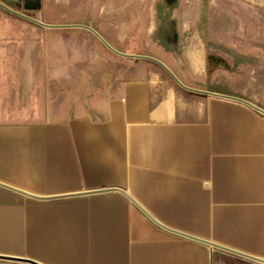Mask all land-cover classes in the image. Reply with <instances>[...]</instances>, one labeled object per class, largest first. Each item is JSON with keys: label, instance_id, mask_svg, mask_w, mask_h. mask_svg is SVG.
I'll return each mask as SVG.
<instances>
[{"label": "crops", "instance_id": "crops-1", "mask_svg": "<svg viewBox=\"0 0 264 264\" xmlns=\"http://www.w3.org/2000/svg\"><path fill=\"white\" fill-rule=\"evenodd\" d=\"M1 1L42 23H0V181L68 195L0 185V264H264L196 238L264 259V53L196 0Z\"/></svg>", "mask_w": 264, "mask_h": 264}, {"label": "rangeland", "instance_id": "rangeland-1", "mask_svg": "<svg viewBox=\"0 0 264 264\" xmlns=\"http://www.w3.org/2000/svg\"><path fill=\"white\" fill-rule=\"evenodd\" d=\"M8 5L23 12L20 3ZM26 14L32 16L31 13ZM225 16L228 22H232V29L227 30V36L248 41V46L241 47L242 53H264V0H196V21L220 23L225 20ZM25 21L27 19L0 6V23ZM216 34L218 37L224 36V30L218 29ZM236 49L234 47V53H240Z\"/></svg>", "mask_w": 264, "mask_h": 264}, {"label": "water", "instance_id": "water-1", "mask_svg": "<svg viewBox=\"0 0 264 264\" xmlns=\"http://www.w3.org/2000/svg\"><path fill=\"white\" fill-rule=\"evenodd\" d=\"M0 6L1 7H3V8H5L6 10H8V11H10V12H12V13H14V14H16V15H19V16H22V17H24V18H27V19H29V20H32V21H36V22H39V23H42L40 20H38V19H36V18H34V17H32V16H30V15H28V14H25V13H23V12H20V11H18V10H15V9H13L12 7H10L8 4H6L5 2H3V1H1L0 0ZM108 44V43H107ZM110 46V45H109ZM111 47V46H110ZM112 48V47H111ZM169 70V69H168ZM170 71V70H169ZM177 79V78H176ZM178 80V79H177ZM197 91H201V92H203L202 90H198V89H196ZM228 97H231V98H234V99H238V100H241V101H244V102H247V103H249V104H251L250 102H248L247 100H245V99H242V98H239V97H233V96H228ZM253 106H255V105H253ZM256 108H258V109H260V110H262V111H264L263 109H261L260 107H257V106H255ZM0 185L1 186H4V187H7V188H10V189H13V190H15V191H18V192H20V193H23V194H25V195H28V196H31V197H34V198H53V197H58V196H67L68 194H65V195H50V196H42V195H37V194H34V193H31V192H29V191H26V190H23V189H20V188H18V187H15V186H13V185H10V184H8V183H5V182H3V181H0ZM111 189H117V190H120L121 192H123L126 196H128L132 201H134L135 203H137V201L125 190V189H123V188H121V187H106V188H101V189H93V190H87V191H83V192H85V193H93V192H98V191H102V190H111ZM138 204V203H137ZM147 214H149L141 205H139ZM150 215V214H149ZM151 217H152V215H150ZM153 219H154V217H152ZM154 220H156V219H154ZM176 232H178V233H180V234H182V235H186V236H192V235H188V234H186V233H183V232H181V231H176ZM197 239H199V240H201V241H204V242H206V243H209V244H211V245H213V246H216V247H220V248H223V249H226V250H229V251H232V252H234V253H237V254H240V255H244V256H247V257H250V258H252V259H255V260H258V261H264V259L263 258H261V257H257V256H254V255H250V254H247V253H244V252H242V251H238V250H236V249H233V248H230V247H226V246H224V245H220V244H218V243H215V242H212V241H209V240H207V239H202V238H198V237H196ZM0 257H3V256H1L0 255ZM11 258H13V259H16V258H14V257H11ZM27 260H29V259H27ZM31 261V260H30ZM31 262H34V261H31ZM35 264H40V263H36V262H34Z\"/></svg>", "mask_w": 264, "mask_h": 264}]
</instances>
